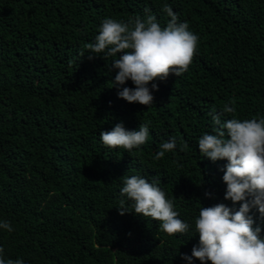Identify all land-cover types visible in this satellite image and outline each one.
<instances>
[{
	"label": "trees",
	"instance_id": "1",
	"mask_svg": "<svg viewBox=\"0 0 264 264\" xmlns=\"http://www.w3.org/2000/svg\"><path fill=\"white\" fill-rule=\"evenodd\" d=\"M165 5L198 35L197 53L181 76L152 82L153 104H130L118 92L135 86L114 83L116 57L89 59L86 45L105 18L152 15L166 27ZM225 104L236 112L223 113ZM213 115L264 117V0H0V221L13 229L0 228L4 258L188 264L201 206H241L224 199L227 161L199 152L198 140L218 128ZM120 123L130 131L147 124V142L130 152L106 147L100 132ZM173 138L176 148L155 159ZM132 175L159 181L187 233L169 236L135 214L120 194ZM250 214L264 238V218Z\"/></svg>",
	"mask_w": 264,
	"mask_h": 264
},
{
	"label": "clouds",
	"instance_id": "2",
	"mask_svg": "<svg viewBox=\"0 0 264 264\" xmlns=\"http://www.w3.org/2000/svg\"><path fill=\"white\" fill-rule=\"evenodd\" d=\"M163 11L171 18L166 27H161L155 16L146 20L136 17L125 23L105 18L95 37L94 44L86 45L92 54L116 57L112 68L117 70L114 83L123 86L131 81L134 88L123 87L118 97L128 103L148 107L154 103L153 91L158 86L155 80L165 81L170 75L181 76L190 67L199 47V37L189 30V25L177 22L170 6ZM119 54V55H118ZM149 84L152 85L149 88ZM236 108L225 104L223 113L234 114ZM218 126L214 134H203L198 140L199 152L215 162L226 160L223 182L226 184L224 199L240 203L233 211L224 204L212 207L201 206L195 219V231L199 236L191 257L183 259L191 264L192 259L201 264H264V238L261 228L254 226L252 209H257L264 218V117L259 119L231 118L224 122L213 115ZM149 137V126L141 124L138 130H127L122 123L111 131H101L100 139L110 149L123 148L130 152L144 145ZM176 148L175 138L163 142L155 159ZM187 148L182 144L181 150ZM121 196L132 201L134 212L144 218L159 222L160 229L172 236L184 234L189 224L179 218L173 201L159 187V181L149 182L137 175L123 178ZM120 215L126 212L125 200L120 201ZM0 228L9 232V222L0 221ZM0 247V264H24L22 259H5Z\"/></svg>",
	"mask_w": 264,
	"mask_h": 264
}]
</instances>
